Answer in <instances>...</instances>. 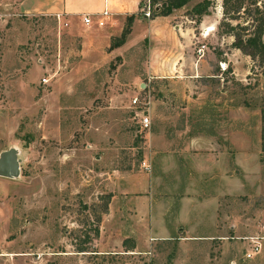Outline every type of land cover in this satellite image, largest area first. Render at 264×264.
<instances>
[{
	"label": "rangeland",
	"instance_id": "1",
	"mask_svg": "<svg viewBox=\"0 0 264 264\" xmlns=\"http://www.w3.org/2000/svg\"><path fill=\"white\" fill-rule=\"evenodd\" d=\"M18 2L0 0V152L16 147L21 159L18 177L0 176V264H264V53L233 45V33L252 34L263 24L264 0H210L206 25L205 14L191 10L197 0L173 10L178 24L195 27L186 35L193 55L212 63L213 75L194 87L201 96L196 126L206 113L202 133L222 121V134L213 131L219 142L243 146L244 187L222 199L217 230L196 232L212 236L170 240L148 235L125 197L111 200L118 170H143L138 146H151L161 125L157 75L139 68L156 61L152 37L139 39L136 27L123 57L109 59L82 47V27L24 14ZM152 17L153 10L144 19ZM133 96H151L148 130L139 128L141 104L132 109ZM181 104H165L166 121ZM108 146H117V163L96 160ZM250 236L261 250L245 258Z\"/></svg>",
	"mask_w": 264,
	"mask_h": 264
},
{
	"label": "crops",
	"instance_id": "2",
	"mask_svg": "<svg viewBox=\"0 0 264 264\" xmlns=\"http://www.w3.org/2000/svg\"><path fill=\"white\" fill-rule=\"evenodd\" d=\"M142 4V0H19L18 11L24 14L57 16L71 30L82 27V47L109 59L123 57L129 36L131 37L136 27L139 28V39L147 35L152 37L150 54H156V61H146L139 67L156 73L157 84L162 91L158 102L162 106H157L158 110H162L161 125L155 138H152L151 146H138L142 151L138 162L140 165L142 161L149 163L150 170L121 171L116 167L113 173L118 170L120 178L114 179L113 183H119V190L111 200L125 197L127 208L133 210L134 218L144 219L148 224L146 231L151 237L157 235L162 240H170L179 234L190 235L191 238H207L212 236L211 233L198 235L196 232L205 231L206 228L217 230V210L222 199L225 195H239L244 187L243 179L238 173L243 146H224L219 142L218 135L215 136L213 131L215 129L222 134V121L214 123V127L211 122L209 125L213 127V131L206 135L202 133V128L208 125L206 113L199 114L205 120L201 126H196L193 113L197 114L194 109L201 102V96L195 95L194 87H197L202 75L213 74L212 63H203L202 56L196 59L191 46H188L186 35H190L194 26L184 27L178 24L174 20L173 11L168 15L153 16L146 21L139 15ZM104 9L110 11L112 17L99 24L100 13ZM85 13L92 15V22L89 24L82 20ZM132 14L134 18L124 43L111 48L112 38L119 37L123 29L120 26L116 30L115 25L126 23L127 17ZM207 19L209 15L206 13L202 17L203 25L211 22ZM262 38L264 40V34ZM125 63L127 62L122 58L121 64ZM219 63L224 61L220 60ZM133 68L135 69L131 67ZM221 71L222 65L218 73L221 74ZM133 98L134 96L131 100ZM168 101H173L175 106L176 103H182V107L178 109L172 107L171 122L166 121L170 117V113H167L169 110H165ZM151 102L149 96V103L145 108L149 119ZM130 107L135 108L131 104ZM116 147L108 146L96 156V160L117 163L119 158ZM197 245L194 244V247Z\"/></svg>",
	"mask_w": 264,
	"mask_h": 264
},
{
	"label": "trees",
	"instance_id": "3",
	"mask_svg": "<svg viewBox=\"0 0 264 264\" xmlns=\"http://www.w3.org/2000/svg\"><path fill=\"white\" fill-rule=\"evenodd\" d=\"M160 1V2H159ZM191 0H151L153 16L156 15H168L172 13L173 10L184 6L189 3ZM159 3V6L155 7L156 4ZM211 5L210 0H202L196 2L192 7V12L198 16L208 13V8ZM142 8V6H141ZM141 15V12L139 13ZM134 18V15H129L127 17L126 26L123 27L122 32L119 37L112 38L110 47L113 48L124 43L126 35L130 31V25ZM236 27H241L239 24L236 26H232L231 29ZM243 27V26H242ZM243 29H246L245 27ZM264 31V22L261 25H257L254 28L252 34L247 35H238L237 33H233L235 40L233 42L234 47L244 51L246 54L255 55V49L259 52L264 53V42L261 39V36ZM251 49V50H249ZM262 141H264V131L262 132Z\"/></svg>",
	"mask_w": 264,
	"mask_h": 264
},
{
	"label": "built area",
	"instance_id": "4",
	"mask_svg": "<svg viewBox=\"0 0 264 264\" xmlns=\"http://www.w3.org/2000/svg\"><path fill=\"white\" fill-rule=\"evenodd\" d=\"M151 9H152V4H151V0H144L143 4H142V8H141V17L142 18H150L151 17ZM112 17V13L110 11H108L107 9H104L101 13H100V18H99V24H103V21L107 18ZM82 20L85 24H89L92 22V15L89 13H85L82 15ZM199 51H201V49H199ZM42 81H46V78L43 77ZM131 103L134 107L137 108L140 106L139 104H141V109H140V115H139V119H138V125L140 130H148L150 128V120L148 115H146L144 113L145 108L148 106L149 103V97H144L143 99H139L137 96L134 97L131 100ZM144 109V110H143ZM137 113V112H136ZM138 114V113H137ZM141 166L144 170L149 171L150 170V165L149 163H146L144 161L141 162ZM261 250V243L259 241V239L257 237H249V242H248V246L245 249L244 252V257L245 258H251L252 256H254L255 254H258Z\"/></svg>",
	"mask_w": 264,
	"mask_h": 264
},
{
	"label": "water",
	"instance_id": "5",
	"mask_svg": "<svg viewBox=\"0 0 264 264\" xmlns=\"http://www.w3.org/2000/svg\"><path fill=\"white\" fill-rule=\"evenodd\" d=\"M19 149L10 147L0 152V176L16 178L20 174Z\"/></svg>",
	"mask_w": 264,
	"mask_h": 264
}]
</instances>
